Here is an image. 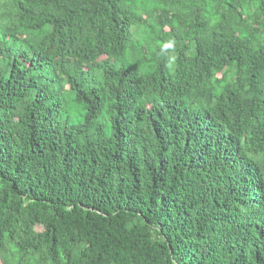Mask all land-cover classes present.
Masks as SVG:
<instances>
[{
  "label": "trees",
  "instance_id": "trees-1",
  "mask_svg": "<svg viewBox=\"0 0 264 264\" xmlns=\"http://www.w3.org/2000/svg\"><path fill=\"white\" fill-rule=\"evenodd\" d=\"M0 264H264V0H0Z\"/></svg>",
  "mask_w": 264,
  "mask_h": 264
},
{
  "label": "bare ground",
  "instance_id": "bare-ground-1",
  "mask_svg": "<svg viewBox=\"0 0 264 264\" xmlns=\"http://www.w3.org/2000/svg\"><path fill=\"white\" fill-rule=\"evenodd\" d=\"M219 139V138H218ZM228 145V144H227ZM219 148V147H218ZM225 148V147H224ZM243 149V148H242ZM215 150V149H214ZM223 150V149H222ZM215 153V152H214Z\"/></svg>",
  "mask_w": 264,
  "mask_h": 264
}]
</instances>
